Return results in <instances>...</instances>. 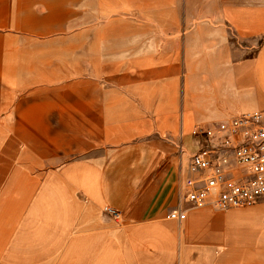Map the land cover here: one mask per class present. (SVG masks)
I'll return each instance as SVG.
<instances>
[{"label": "crops", "instance_id": "0c3cea01", "mask_svg": "<svg viewBox=\"0 0 264 264\" xmlns=\"http://www.w3.org/2000/svg\"><path fill=\"white\" fill-rule=\"evenodd\" d=\"M257 109L264 0H0V264H264V198L184 186L191 130Z\"/></svg>", "mask_w": 264, "mask_h": 264}, {"label": "built area", "instance_id": "2783aa9c", "mask_svg": "<svg viewBox=\"0 0 264 264\" xmlns=\"http://www.w3.org/2000/svg\"><path fill=\"white\" fill-rule=\"evenodd\" d=\"M191 135L201 141L190 153L184 180L185 200L193 208H239L264 198V109L246 111L213 126H196ZM104 212L120 213L105 206ZM167 218L182 221L179 204Z\"/></svg>", "mask_w": 264, "mask_h": 264}]
</instances>
